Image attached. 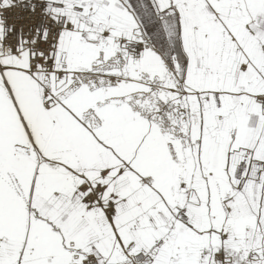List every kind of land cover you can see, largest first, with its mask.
<instances>
[{
    "label": "snow or ice",
    "instance_id": "snow-or-ice-1",
    "mask_svg": "<svg viewBox=\"0 0 264 264\" xmlns=\"http://www.w3.org/2000/svg\"><path fill=\"white\" fill-rule=\"evenodd\" d=\"M0 264H264V0H0Z\"/></svg>",
    "mask_w": 264,
    "mask_h": 264
}]
</instances>
